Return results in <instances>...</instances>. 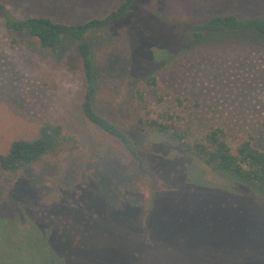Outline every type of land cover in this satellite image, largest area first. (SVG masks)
<instances>
[{
    "label": "rangeland",
    "instance_id": "rangeland-1",
    "mask_svg": "<svg viewBox=\"0 0 264 264\" xmlns=\"http://www.w3.org/2000/svg\"><path fill=\"white\" fill-rule=\"evenodd\" d=\"M0 1L16 18L79 23L104 17L123 0ZM230 12L264 17V0H138L132 14L87 35L99 76L96 108L127 131L150 175L119 139L84 115L77 41L42 49L26 32L6 29L0 15V152L17 137H33L44 118L62 120L80 144L24 171L4 196L0 264H264V253L241 250L253 246L250 237L264 236V197L192 165L207 181L194 185L184 153L145 125L146 116L170 112L177 125H191L195 137L222 126L232 142L251 133L264 149V37L225 31L183 39L190 23ZM160 48L179 61L166 66L157 60ZM150 75L166 94L161 102L145 84ZM179 173L183 189L197 199L158 202L148 213L153 196L163 195ZM3 174L0 167V179ZM220 183L230 187L220 189ZM178 210L188 212L181 213L188 221L179 227L185 244L174 236L167 245L143 247L118 221L124 211L150 214L145 218L153 230L143 237L157 240V217L166 213L170 222ZM199 219L204 242L195 243L196 235L186 231L199 227Z\"/></svg>",
    "mask_w": 264,
    "mask_h": 264
},
{
    "label": "trees",
    "instance_id": "trees-1",
    "mask_svg": "<svg viewBox=\"0 0 264 264\" xmlns=\"http://www.w3.org/2000/svg\"><path fill=\"white\" fill-rule=\"evenodd\" d=\"M137 2L138 0H123L119 6L109 11L104 17H94L79 23L55 20L46 15H26V17L21 19L16 18L10 13L3 1H0V15L4 19L6 29L16 33L26 32L38 42L42 49H56L65 42L66 38H72L77 41L84 70V94L82 98L84 115L107 134L119 139L131 151L141 170L150 175L148 167L145 165L134 145L133 139L127 131H124L122 127L100 113L96 108L99 76L97 64L93 57L92 45L87 40L89 33L132 14L133 6ZM189 25V33L183 36L186 43H190V40H199L225 31H233L246 38L258 37L261 39L264 37V17L261 16L242 17L238 13L230 12L213 15ZM155 57L159 61H164L166 66L174 65L179 61L178 57L169 48L158 49ZM145 84L150 87V94L156 97L158 101L161 102L165 99L166 94L159 89L155 75L148 76ZM145 87L142 86L138 89L141 98ZM177 99L182 103L180 97H177ZM176 117L175 114L170 112L162 113L157 117L146 116L145 125L148 130L184 153L182 155L188 159L189 181L191 177V182L194 185L198 187L207 185L206 179L195 173L194 167L192 168L191 166L204 167L214 172L217 176L227 179L230 184L243 186L264 197V149L256 145L255 138L251 133L242 134L237 141L232 142L224 127L210 126L201 136L195 137L192 126L177 125L175 122ZM79 149L78 136L71 133L62 120L58 118L42 119L33 137H17L10 142L5 151L0 152V167L4 171L0 179V202L24 171L45 160L55 158L64 152H75ZM182 180L181 174H176L174 184H171L163 195H154L153 203L148 213L153 208V204L158 202L169 205L179 204L183 201L184 204L185 201L196 200L195 196L183 189L186 185ZM229 185L220 183L219 188L223 186H225L224 188L230 187ZM124 212L127 215H123ZM124 212H121L118 221L125 229V234L142 240L141 244L143 247L151 248L154 245H167L173 241L174 236L178 242L183 244L187 241L186 235L179 230V227L181 228L182 224L188 221L186 216L181 215L182 212L188 213L187 211L181 212L178 210V216L173 220L171 218L170 222L166 213L158 216L157 219L160 225L159 229L156 230L159 232L157 240L143 237L153 230V226H150L149 220L145 218L150 214L142 217L136 211ZM197 222L200 227L199 233H197L199 227L194 231H185L190 236L196 235L192 240L195 243H200L204 242L202 241L204 221L199 219ZM262 222L264 221L262 220ZM207 230L212 231L213 228L209 227ZM254 238L250 237L253 244L252 247L247 245L246 248L243 245L241 250L254 251L261 256L264 253V236L256 234ZM227 244L229 243L226 242L224 246ZM213 251L216 252L218 249ZM100 253L102 256L103 251ZM212 254L208 259L209 262L215 261L216 253Z\"/></svg>",
    "mask_w": 264,
    "mask_h": 264
}]
</instances>
